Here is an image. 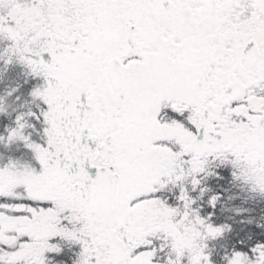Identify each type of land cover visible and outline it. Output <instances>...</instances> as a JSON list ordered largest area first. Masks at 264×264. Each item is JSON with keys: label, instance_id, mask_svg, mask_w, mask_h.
Returning <instances> with one entry per match:
<instances>
[{"label": "snow or ice", "instance_id": "snow-or-ice-1", "mask_svg": "<svg viewBox=\"0 0 264 264\" xmlns=\"http://www.w3.org/2000/svg\"><path fill=\"white\" fill-rule=\"evenodd\" d=\"M0 264H264V0H0Z\"/></svg>", "mask_w": 264, "mask_h": 264}]
</instances>
